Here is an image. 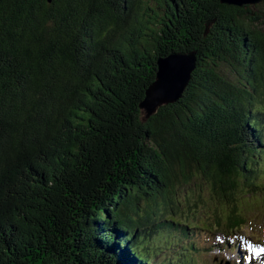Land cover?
Returning a JSON list of instances; mask_svg holds the SVG:
<instances>
[{
  "label": "trees",
  "instance_id": "obj_1",
  "mask_svg": "<svg viewBox=\"0 0 264 264\" xmlns=\"http://www.w3.org/2000/svg\"><path fill=\"white\" fill-rule=\"evenodd\" d=\"M245 9L0 0V264H197L218 232L238 248L264 197V12ZM174 52L197 69L147 119Z\"/></svg>",
  "mask_w": 264,
  "mask_h": 264
},
{
  "label": "water",
  "instance_id": "obj_2",
  "mask_svg": "<svg viewBox=\"0 0 264 264\" xmlns=\"http://www.w3.org/2000/svg\"><path fill=\"white\" fill-rule=\"evenodd\" d=\"M263 0H220L221 4L243 7L256 5ZM197 53H171L157 61L156 80L146 91V97L140 109L147 119L155 115L160 108L172 105L181 100L197 69Z\"/></svg>",
  "mask_w": 264,
  "mask_h": 264
},
{
  "label": "rangeland",
  "instance_id": "obj_3",
  "mask_svg": "<svg viewBox=\"0 0 264 264\" xmlns=\"http://www.w3.org/2000/svg\"><path fill=\"white\" fill-rule=\"evenodd\" d=\"M52 1L49 0L50 3ZM246 7L249 9V18L252 20V18L263 14L264 0L256 5H247L239 8L246 11ZM257 26H261L264 29V25L258 24ZM262 198L263 200L252 201L249 207L247 206L249 215L251 216V226L239 232L240 234H236L237 239L239 238V242L241 243L239 247L234 248V251H231V248L227 249V237L223 233L218 232L214 236L215 242L208 244L207 248L217 245L220 249L216 247L213 250H203L201 254L196 256L197 264H251V260L256 264L258 259L264 260V197ZM192 223H194L193 219ZM234 246L231 245V247Z\"/></svg>",
  "mask_w": 264,
  "mask_h": 264
},
{
  "label": "bare ground",
  "instance_id": "obj_4",
  "mask_svg": "<svg viewBox=\"0 0 264 264\" xmlns=\"http://www.w3.org/2000/svg\"><path fill=\"white\" fill-rule=\"evenodd\" d=\"M249 205H250V204H249ZM249 205H248V207H249ZM246 208H247V206L244 205V208H243V209H246ZM216 247H217L218 249H220V247H218L217 245H216ZM216 247L214 246L213 249H215ZM209 249H211V248L209 247L208 250H209ZM260 250H261V249H260ZM257 262H258V264H264V260H259V259H258Z\"/></svg>",
  "mask_w": 264,
  "mask_h": 264
}]
</instances>
